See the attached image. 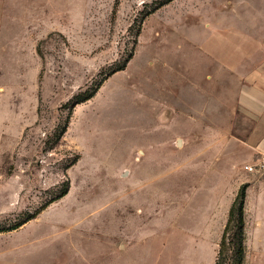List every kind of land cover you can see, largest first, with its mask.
<instances>
[{
	"label": "rangeland",
	"instance_id": "obj_1",
	"mask_svg": "<svg viewBox=\"0 0 264 264\" xmlns=\"http://www.w3.org/2000/svg\"><path fill=\"white\" fill-rule=\"evenodd\" d=\"M5 4L0 264H215L264 0Z\"/></svg>",
	"mask_w": 264,
	"mask_h": 264
},
{
	"label": "crops",
	"instance_id": "obj_2",
	"mask_svg": "<svg viewBox=\"0 0 264 264\" xmlns=\"http://www.w3.org/2000/svg\"><path fill=\"white\" fill-rule=\"evenodd\" d=\"M5 9V0H0V34ZM257 42L260 43V46L257 50L255 49V56L251 54L253 66L247 72L251 77L241 92L238 102L241 113L246 122L250 124V127L245 131V139L242 141L243 154L249 160L256 154L264 152V44L261 45L259 40ZM251 55L247 56L250 57ZM241 183L247 186L244 200L245 257L243 262H264V181L245 174ZM67 264H75V262H68ZM78 264L88 263L78 262ZM90 264L147 263L93 262Z\"/></svg>",
	"mask_w": 264,
	"mask_h": 264
},
{
	"label": "trees",
	"instance_id": "obj_3",
	"mask_svg": "<svg viewBox=\"0 0 264 264\" xmlns=\"http://www.w3.org/2000/svg\"><path fill=\"white\" fill-rule=\"evenodd\" d=\"M122 70V68H121ZM94 93L88 94L82 98L86 101L93 96ZM246 185H241L228 211V217L224 226L219 250L215 264H243L245 257V233H244V200ZM65 193H63L64 195ZM29 218L28 220H30ZM231 234L230 239L227 237ZM228 240V244H227ZM228 245V246H227ZM225 251H229L232 262H227L228 255H224Z\"/></svg>",
	"mask_w": 264,
	"mask_h": 264
},
{
	"label": "built area",
	"instance_id": "obj_4",
	"mask_svg": "<svg viewBox=\"0 0 264 264\" xmlns=\"http://www.w3.org/2000/svg\"><path fill=\"white\" fill-rule=\"evenodd\" d=\"M246 175L264 181V152L256 154L249 162L242 167Z\"/></svg>",
	"mask_w": 264,
	"mask_h": 264
}]
</instances>
